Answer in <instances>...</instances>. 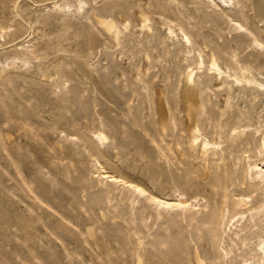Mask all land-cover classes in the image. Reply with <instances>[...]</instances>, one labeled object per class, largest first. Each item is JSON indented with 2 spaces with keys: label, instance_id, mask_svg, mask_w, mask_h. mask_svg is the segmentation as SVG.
Instances as JSON below:
<instances>
[{
  "label": "rangeland",
  "instance_id": "1",
  "mask_svg": "<svg viewBox=\"0 0 264 264\" xmlns=\"http://www.w3.org/2000/svg\"><path fill=\"white\" fill-rule=\"evenodd\" d=\"M259 171L264 0H0V264H264Z\"/></svg>",
  "mask_w": 264,
  "mask_h": 264
},
{
  "label": "bare ground",
  "instance_id": "2",
  "mask_svg": "<svg viewBox=\"0 0 264 264\" xmlns=\"http://www.w3.org/2000/svg\"><path fill=\"white\" fill-rule=\"evenodd\" d=\"M190 95H194V93L190 92ZM187 101H188V108H187L188 111L187 112H188V115H189L190 122H191L192 126H194L197 129L198 128L197 113H196V110L193 109V106L198 103V100L195 97H193V96L192 97L189 96ZM207 133L208 132H203V134L197 136V137H202L203 138V144L204 145L208 143V135H207ZM235 136H236V134H235ZM104 175H105V177H109V178H111L114 181L115 180H120L119 177L115 176L114 174L108 173V171H105ZM263 184H264V172H260L259 171V180L258 181H254L252 183V186L255 189H262L263 188ZM137 188L142 190L141 186L137 185ZM256 200H258L259 202H262V201H264V196H262V197L259 196V197H257ZM158 201H160V203H162L164 205L166 204V205H172V206L173 205L184 206V205L188 204V200L183 198V197H179L176 200H173V199L172 200L171 199L170 200L169 199H158Z\"/></svg>",
  "mask_w": 264,
  "mask_h": 264
}]
</instances>
